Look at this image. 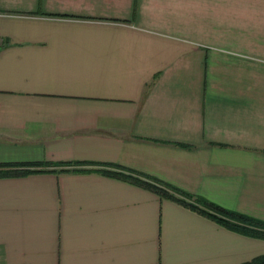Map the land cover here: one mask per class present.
Returning a JSON list of instances; mask_svg holds the SVG:
<instances>
[{"label":"crops","instance_id":"1","mask_svg":"<svg viewBox=\"0 0 264 264\" xmlns=\"http://www.w3.org/2000/svg\"><path fill=\"white\" fill-rule=\"evenodd\" d=\"M136 177L264 221V0H0V264L264 255Z\"/></svg>","mask_w":264,"mask_h":264},{"label":"trees","instance_id":"2","mask_svg":"<svg viewBox=\"0 0 264 264\" xmlns=\"http://www.w3.org/2000/svg\"><path fill=\"white\" fill-rule=\"evenodd\" d=\"M77 163L83 164V162H77ZM75 169L76 168H74V170ZM61 170H73V169L67 167ZM136 179L143 181L146 185L151 186L160 194L168 195L181 202L187 203L191 207H194L196 209L211 214L216 218L218 222L224 224L230 229L252 236L264 235V221L262 220L246 215L244 213L223 208L217 205L216 203L209 201L208 199H204L199 196H194L191 193L182 190L169 183H161V182L156 183V181H150V180L144 181L139 177H136ZM238 264H264V255L254 257L249 261Z\"/></svg>","mask_w":264,"mask_h":264},{"label":"rangeland","instance_id":"3","mask_svg":"<svg viewBox=\"0 0 264 264\" xmlns=\"http://www.w3.org/2000/svg\"><path fill=\"white\" fill-rule=\"evenodd\" d=\"M67 167H70V168H72L74 170V168H76V169H82L84 166L81 165V164H78V165L77 164H72L71 166L61 167V169L67 168Z\"/></svg>","mask_w":264,"mask_h":264}]
</instances>
